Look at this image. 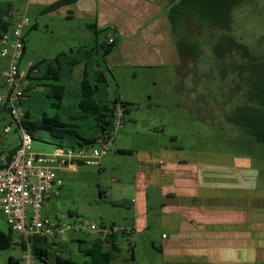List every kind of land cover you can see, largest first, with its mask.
<instances>
[{
    "label": "rangeland",
    "instance_id": "1",
    "mask_svg": "<svg viewBox=\"0 0 264 264\" xmlns=\"http://www.w3.org/2000/svg\"><path fill=\"white\" fill-rule=\"evenodd\" d=\"M0 1L11 3V11H17L16 21L24 14L28 19L27 26L22 29L26 47L20 62L23 71L39 61H51L60 52L69 53V48H73L78 38L86 37L76 22L52 18L42 12L45 8L31 4L30 0ZM231 18L230 34L240 43L251 46L260 36L264 38V0L243 3L232 11ZM191 21L196 22L191 25ZM33 24L36 26L33 27ZM221 34L218 29L203 23L200 17L197 20L195 14L187 13L176 35L182 45L181 58L187 62L186 70L182 67L181 74H175L174 67L119 68L112 72L113 77L106 72L108 85L102 88L99 100L103 98V101H112L119 98L126 102L125 106L119 104L125 114L122 126L114 135L112 133L113 150L116 147L134 150L155 148L159 143L172 144L170 137L176 135L178 143L185 148L263 158L264 146L253 143L247 134L227 121V117L243 103L245 87L234 71V60L218 59L216 55L215 46ZM261 46L264 49V42ZM5 63L6 59L0 57L1 96L6 95L2 78ZM82 69L81 65L73 68L72 78L66 88V99L59 109L51 107L52 104L56 105V99L46 97L50 88L32 89L28 101L23 105V110H30L33 116L31 120L54 117L57 122L74 123L69 117L77 111L76 100L80 93ZM94 70L97 69L89 71V81L94 80ZM3 106L0 104V153L7 154L17 146L21 131ZM6 127L10 128L8 134L3 132ZM90 132L86 130L87 134L82 133L83 137L92 136ZM58 145L56 139L34 138L30 152L49 154ZM62 146L66 148L68 144L64 142ZM107 155H118V158L114 168L106 172L91 165H79L73 171L59 172L62 186L58 196L51 198L44 207V214L50 219L62 216L70 219L77 215L97 225H109L110 220L125 223L122 212L112 206L109 199L100 194V190L109 185L112 176H131L128 170L132 168L130 154L110 151ZM69 212L73 213L72 217L68 215ZM0 232H7L6 222L1 215ZM159 232V228L155 227L147 237L137 234L132 237L136 246L132 249L134 259L130 258L131 251L126 247V240H120L119 250L109 264H168L156 252ZM153 234L156 241L152 239ZM78 236L87 242L92 238L87 234L68 232L65 242L61 241L58 246L51 247L44 260L33 257V264L89 263L90 257L79 251L78 243L72 240ZM19 242V236L15 235L13 245L0 250V264H15L9 261L20 258ZM88 244L81 245V248H87Z\"/></svg>",
    "mask_w": 264,
    "mask_h": 264
},
{
    "label": "crops",
    "instance_id": "2",
    "mask_svg": "<svg viewBox=\"0 0 264 264\" xmlns=\"http://www.w3.org/2000/svg\"><path fill=\"white\" fill-rule=\"evenodd\" d=\"M61 1L68 0H30L50 8L44 14L74 21L83 30L86 37L69 48L72 54L83 47L98 50L100 43L112 40L115 47L104 63L111 76L128 67H174L179 75L186 67L176 37L186 13H170L181 0H71L59 5ZM0 3V13L12 9L10 2ZM170 141L155 148L113 150L130 151L132 165L130 177L112 176L100 190L126 221L108 223L130 229L128 235L118 234L116 244L126 240L134 259L132 237H147L158 227V240L154 234L152 239L168 264L264 263V156L185 148L176 135ZM117 156L106 155L97 166L113 169ZM72 240L87 242L80 236Z\"/></svg>",
    "mask_w": 264,
    "mask_h": 264
},
{
    "label": "trees",
    "instance_id": "3",
    "mask_svg": "<svg viewBox=\"0 0 264 264\" xmlns=\"http://www.w3.org/2000/svg\"><path fill=\"white\" fill-rule=\"evenodd\" d=\"M70 1H61L58 4ZM247 1L249 0H181L178 5L171 8L170 13L171 17L178 12L180 14L182 12L195 14L197 20L200 17L203 23L222 33L215 46L216 55L218 59L230 58L234 60V71L245 87L242 96L243 103L235 108L232 115L227 117V121L247 134L253 143L264 146V49L261 46L264 38L260 36L253 45L245 46L230 34L233 22L232 11ZM49 9H45L43 13ZM11 12V9L8 8V11L0 13V37L10 28L9 16ZM114 47L115 44L109 43L107 40L98 45V50L83 47L73 54L62 52L51 61H39L29 66L26 74L29 85L25 90L27 99L23 105L28 101V94L32 89L48 87L50 90L47 91L46 97L56 99V105L52 104L51 107L56 106L59 109L66 99V88L71 80L73 68L78 64H83L82 79L79 83L80 93L76 100L77 111L76 114L69 117V120L74 123L57 122L54 117L31 120L33 116L27 108L24 110L21 126L31 135L32 139H56L59 145L55 147L63 148L62 144L65 142L68 144L66 148L74 149L94 145L99 139L111 137V118L114 115V110L120 105H126V102H122L118 98H114L112 101H103V98L99 100L102 97L99 93L103 87L108 85L107 71L104 69L105 57ZM101 64L103 65L101 66ZM94 68L97 69L93 72L94 80L89 81V77H91L89 71ZM3 107L5 108V106ZM123 113L125 114V112ZM86 130L92 131L90 132L93 133L92 136L83 137L82 133L87 134ZM117 152L120 154L130 153V151L123 150ZM68 215L72 216L73 214L69 213ZM14 236L8 226L6 233L0 232V250L11 247L14 243ZM89 236L92 238L88 241L89 244L85 249H82L81 245L88 242L76 241L79 251L90 257V262L84 264H109L119 250V246L115 242L118 234L106 238ZM19 239L18 246L22 250L25 248L26 242L22 238ZM60 241L53 242L45 238L33 237L28 240V244L32 256L44 260L48 250L57 246ZM9 262L11 263V261Z\"/></svg>",
    "mask_w": 264,
    "mask_h": 264
},
{
    "label": "built area",
    "instance_id": "4",
    "mask_svg": "<svg viewBox=\"0 0 264 264\" xmlns=\"http://www.w3.org/2000/svg\"><path fill=\"white\" fill-rule=\"evenodd\" d=\"M15 12L10 13L9 30L0 37V57L7 60L6 69L2 72L6 95H0V104L8 110L21 135H18V144L14 149L7 154L0 153V215L14 235L26 242L25 248H20L17 264H33L28 244V240L33 237L56 242L64 239L68 232L101 238L129 234L130 229H123L116 224L97 225L77 215L70 219L64 216L50 219L43 213L48 197L58 196L62 186L58 172L73 171L79 165L97 166L100 158L113 151L112 133L114 135L122 126L124 113L119 107L115 108L111 118V137L107 140L99 139L94 145L74 149L55 147L49 154H32V137L21 126L23 103L27 99L25 90L29 85L27 71L20 69L25 48L22 29L27 26L28 19L24 14L16 21ZM9 130L6 127L3 132L8 134Z\"/></svg>",
    "mask_w": 264,
    "mask_h": 264
}]
</instances>
